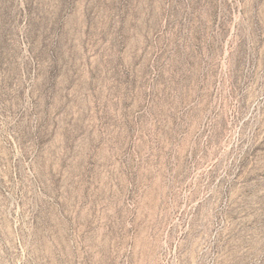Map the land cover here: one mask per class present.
I'll return each mask as SVG.
<instances>
[{
    "label": "rangeland",
    "instance_id": "rangeland-1",
    "mask_svg": "<svg viewBox=\"0 0 264 264\" xmlns=\"http://www.w3.org/2000/svg\"><path fill=\"white\" fill-rule=\"evenodd\" d=\"M0 264H264V0H0Z\"/></svg>",
    "mask_w": 264,
    "mask_h": 264
}]
</instances>
